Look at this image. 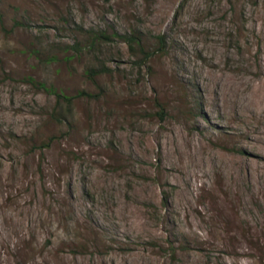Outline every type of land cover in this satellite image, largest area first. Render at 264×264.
I'll return each mask as SVG.
<instances>
[{
    "label": "rangeland",
    "instance_id": "374dc122",
    "mask_svg": "<svg viewBox=\"0 0 264 264\" xmlns=\"http://www.w3.org/2000/svg\"><path fill=\"white\" fill-rule=\"evenodd\" d=\"M263 138L264 0H0V264H264Z\"/></svg>",
    "mask_w": 264,
    "mask_h": 264
},
{
    "label": "trees",
    "instance_id": "16d2710c",
    "mask_svg": "<svg viewBox=\"0 0 264 264\" xmlns=\"http://www.w3.org/2000/svg\"><path fill=\"white\" fill-rule=\"evenodd\" d=\"M127 40H128V42L130 43V45H131L132 48H136L137 50H140L141 53H142L143 55L146 56V52L144 51V47H143V45L138 41V39H136V38H134V37H131V38H127ZM160 40H161V44H165V40H164L163 38H161ZM146 57H147V56H146ZM148 57H149V56H148ZM90 76H91L92 78H94V77L96 76V74H94L93 71H90ZM63 99H64V100H67V101H70V100H71L70 98H67V97H65V96H63ZM54 139H55L54 137L51 138V139L49 140L48 143L42 145V148H48V147L50 146L51 142H52Z\"/></svg>",
    "mask_w": 264,
    "mask_h": 264
},
{
    "label": "bare ground",
    "instance_id": "6f19581e",
    "mask_svg": "<svg viewBox=\"0 0 264 264\" xmlns=\"http://www.w3.org/2000/svg\"><path fill=\"white\" fill-rule=\"evenodd\" d=\"M233 95H234V93H233ZM231 96V95H230ZM229 98V97H228ZM231 99V98H230ZM232 99H233V97H232ZM243 99V98H242ZM234 100V99H233ZM226 101V100H225ZM229 101V100H228ZM235 101V100H234ZM261 141L264 143V138L263 139H261Z\"/></svg>",
    "mask_w": 264,
    "mask_h": 264
}]
</instances>
